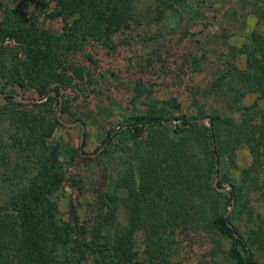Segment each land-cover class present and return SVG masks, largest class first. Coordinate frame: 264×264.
<instances>
[{"label": "trees", "instance_id": "obj_1", "mask_svg": "<svg viewBox=\"0 0 264 264\" xmlns=\"http://www.w3.org/2000/svg\"><path fill=\"white\" fill-rule=\"evenodd\" d=\"M49 1L52 10L48 17L60 21L58 32L23 21L15 9L0 2V93L10 105L0 113L5 125L0 129V264H140L136 260L137 231L144 235L148 259L157 252L152 261L172 264L167 261L164 242L168 245L175 227L186 223L189 210L199 211L200 220L210 230L229 240L227 256L233 264L264 261V226L252 220L251 209L246 212L242 195L254 190L264 198V153L258 150L264 147V122L249 126L246 120L232 122L234 114L244 115L248 110L240 103L239 85L264 97V39L254 48L257 51L245 49L248 71H237L231 65L227 79L223 74L208 83L202 92L206 99L199 104L202 115L176 116L180 105L165 101L154 104L150 111L127 116L120 128H103L100 147H104L97 154L102 167L97 192L89 203L92 210L85 236L76 226L73 207L69 205L68 221L62 219L58 200L72 177L66 172L73 159L90 156L51 143V125L38 110L55 97L28 104L37 110L32 111L13 102L14 89L31 90L39 98L54 91L60 97L59 90L67 89L73 74L80 73L72 69L69 58L86 41L108 46L115 35L131 34L141 25H161L172 11L185 24L195 22L208 0H145L143 8L144 0ZM249 7L250 14L264 23V0H249ZM5 41L13 44L3 46ZM65 106L61 100V113ZM75 121L79 120L71 123ZM79 122L84 129L82 146H87L88 133ZM52 123L63 128L56 118ZM119 131L126 132L134 144V165L128 163L121 172L118 158L110 150ZM79 134L78 126V138ZM240 139L255 142L250 151L253 159L242 170V179L230 184L226 206L233 201L232 211L238 207L245 211L246 222L255 226L246 235L238 229L232 211L226 214L217 209L223 193L207 184L213 179L216 161V186L221 188L218 144L231 156ZM61 156L66 158V166ZM7 162L13 180L4 173ZM72 182L69 186L80 192L83 181L72 178ZM119 207L124 209V224Z\"/></svg>", "mask_w": 264, "mask_h": 264}, {"label": "rangeland", "instance_id": "obj_2", "mask_svg": "<svg viewBox=\"0 0 264 264\" xmlns=\"http://www.w3.org/2000/svg\"><path fill=\"white\" fill-rule=\"evenodd\" d=\"M7 7L13 8L18 17L32 23L40 29L58 32L60 21L51 20L48 14L52 10L49 0H0ZM146 4L144 0L143 6ZM141 5V2L139 3ZM203 12L195 22L184 23L176 11H172L161 25H141L127 35H115L108 46L86 41L79 53L69 58L74 73L70 86L59 90L62 105L65 110L60 112V119L66 123L79 120L84 123L88 133V145L82 146L81 153L93 155L102 143L103 128H120V123L129 115L150 111L154 104L173 101L180 105L175 115L203 114L199 110L202 96L208 83L225 74L231 65L237 71H248L245 49L249 51L260 47L264 39V23L258 22L250 14L249 0H208ZM160 33L162 37H160ZM257 41V46L254 45ZM13 44L5 41L4 45ZM240 103L248 110L244 115L234 114L235 124L247 121L248 126L264 122V97L258 98V93L239 85ZM23 99H38L31 90L14 89ZM207 101V100H206ZM209 102V101H207ZM211 102V101H210ZM26 105L32 111L36 109ZM254 105L253 107H251ZM0 97V113L9 109ZM44 119L51 125V143L66 146L67 149L78 150V126L59 128L52 123L57 112L56 99L50 100L40 108ZM37 111V110H36ZM201 123L206 125V120ZM119 126V127H118ZM5 125L0 122V129ZM116 128V129H117ZM111 142L110 150L118 158L119 167L125 168L128 163L133 167L134 144L128 139L126 132L119 131ZM249 135V134H248ZM256 135V134H255ZM264 135V133H263ZM264 140V139H263ZM233 153L228 156L218 144L221 155V171L218 175L222 196L218 198L217 209L220 212L232 211V205L226 206V197L230 184L239 182L242 170L250 167L255 142L240 139L234 144ZM104 147V146H103ZM264 153V147H259ZM101 157V156H100ZM74 158L66 174L71 173V179L64 184L59 194L58 210L62 219L68 221L69 205L74 208L76 226L86 236V221L92 208L89 206L98 189V176L102 167L101 158ZM86 158V159H85ZM90 158V159H89ZM67 165L66 158L60 157ZM129 161V162H127ZM104 163V162H102ZM11 165L2 168L8 180L14 178L9 173ZM70 175V174H69ZM72 178L83 181L81 191L72 188ZM5 179V178H4ZM213 187V179L207 181ZM248 185V184H247ZM124 192L121 190L120 195ZM245 209L252 211V220H257L264 226V198L252 190L244 191ZM139 197V193L136 194ZM242 197V198H243ZM188 211L186 223L175 227L171 242L165 245L167 261L172 264H233L227 256L229 240L220 237L210 230L199 218V211ZM120 222L124 224V209L118 208ZM232 218L240 232L246 235L255 229L247 223L245 211L239 207L231 212ZM74 229L72 222H68ZM145 239L141 232L135 233V249L137 261L140 264H158L144 255ZM264 264V261H257Z\"/></svg>", "mask_w": 264, "mask_h": 264}, {"label": "water", "instance_id": "obj_3", "mask_svg": "<svg viewBox=\"0 0 264 264\" xmlns=\"http://www.w3.org/2000/svg\"><path fill=\"white\" fill-rule=\"evenodd\" d=\"M0 96L3 97V96H5V94L4 93H0ZM12 96H13V98H12L13 102L18 101V102H20L22 104L42 103V102L46 101V99L48 97H55L56 100H57V112H56V116H55L57 122L61 126L66 127V128H71V127L76 126V125L79 126L80 134H79V138H78V153L82 157L85 156V155L81 154V146H82V142H83V133H84L83 126H82V124L79 121H75L73 123H66V122H64V121H62L60 119L61 98L58 95H56V93L54 91H51V92L47 93L44 97H41L39 99H23L21 96H19L17 94H13ZM207 121H208V119H207ZM103 146L100 147L99 150L95 154L89 155V156L93 157L96 154H98L103 149ZM214 169H215V171L213 173V188L216 189L217 191H222V189H220V188H218L216 186V182H217V172H216L217 164H216V161H215V164H214ZM231 205H232V201H230V206ZM228 213H229V210H227L226 214H228Z\"/></svg>", "mask_w": 264, "mask_h": 264}]
</instances>
